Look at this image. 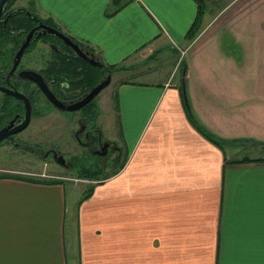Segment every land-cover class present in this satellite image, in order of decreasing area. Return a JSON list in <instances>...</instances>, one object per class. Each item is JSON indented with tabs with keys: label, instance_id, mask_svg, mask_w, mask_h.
<instances>
[{
	"label": "crops",
	"instance_id": "1",
	"mask_svg": "<svg viewBox=\"0 0 264 264\" xmlns=\"http://www.w3.org/2000/svg\"><path fill=\"white\" fill-rule=\"evenodd\" d=\"M113 1L40 13L126 75L117 166L73 197L0 177V264H264V0Z\"/></svg>",
	"mask_w": 264,
	"mask_h": 264
},
{
	"label": "flooded vegetation",
	"instance_id": "2",
	"mask_svg": "<svg viewBox=\"0 0 264 264\" xmlns=\"http://www.w3.org/2000/svg\"><path fill=\"white\" fill-rule=\"evenodd\" d=\"M16 1L11 4L10 0H7L0 18V129L12 122H14L13 126L16 127L20 121L26 118L27 103L16 96L20 93L28 98L30 118L28 125L23 130L2 140L0 146L8 143L11 147L21 148L26 152L39 153L38 151L40 150H37L36 147L20 141L23 131L34 123L37 118H41L46 114L74 111H61L55 107L42 91L38 82L25 77V73L34 71L41 74L56 97L64 101L75 102L108 76H111L112 81L115 71L111 68L93 66L79 57L62 38L54 34H44L48 31L46 26H51L70 36L56 23L44 18L34 11L33 8L26 5H17ZM34 28L36 30L32 41L21 58L17 60L16 56L27 34ZM70 38L80 44L88 55H95L99 58L92 47L80 43L71 36ZM87 66L104 69L105 73L94 85L86 90L84 85L87 79ZM90 76H93V74ZM26 98L25 100L27 101ZM94 99L82 108L75 110L80 111L90 105L89 109H85L77 120L78 130L76 136L79 138L84 134L86 140L82 143L86 151L93 156L103 158L109 155L111 151L116 154L118 147L109 140L104 141L101 137L100 128L95 122L98 118L99 110L94 109L95 104L92 103ZM42 111L43 113H41ZM105 150L107 152L103 154ZM40 155L43 159L50 158L59 165L62 164L57 159L63 157L65 164L62 166L69 167L64 153L60 151L49 148L44 151V154Z\"/></svg>",
	"mask_w": 264,
	"mask_h": 264
},
{
	"label": "rangeland",
	"instance_id": "3",
	"mask_svg": "<svg viewBox=\"0 0 264 264\" xmlns=\"http://www.w3.org/2000/svg\"><path fill=\"white\" fill-rule=\"evenodd\" d=\"M226 1L218 2L214 8L216 10L221 8ZM40 2L41 0H17L16 4L33 8L41 15ZM222 19L217 21L215 27L222 24L224 21ZM122 77L124 78L126 75L120 74V71L117 72L116 68L111 83L92 102L95 104L94 109L99 110L95 122L100 128V134L104 141L110 138L111 132L109 127L110 111H107L105 106L112 94H115V97L118 94L116 83ZM89 106L80 111L46 114L37 118L25 129L20 136V141L36 147L37 150H40L39 153L26 152L21 148L11 147L8 143L2 144L0 146V173L21 175L31 179H61L65 181L68 194L71 197L77 191L87 193L98 180L110 176L117 166V162L115 163L117 154L111 151L109 155L103 158L93 156L83 147L82 142L86 140L85 135L83 134L79 138L76 136L77 120L85 109H89ZM49 148L64 153L69 167L59 165L50 158L43 159L40 154H44V151ZM86 173L90 176H87Z\"/></svg>",
	"mask_w": 264,
	"mask_h": 264
},
{
	"label": "water",
	"instance_id": "4",
	"mask_svg": "<svg viewBox=\"0 0 264 264\" xmlns=\"http://www.w3.org/2000/svg\"><path fill=\"white\" fill-rule=\"evenodd\" d=\"M6 4H7V0H1L0 1V18H1V15L3 13V10L6 6ZM46 28L48 29V31H46V33H44V34H54V35L62 38L75 51V53L79 57H81L82 59L86 60L87 62H89L93 66L106 67V64L100 58H97L95 55H92V56L88 55L83 50V48L80 46V44L75 42L72 38H70V36L65 34L60 29H58L56 27H51V26H46ZM35 30L36 29L34 28L27 34V36H26V38L22 44V47L20 48V50L18 51V54L16 56L17 60L21 58L22 54L24 53L26 48L29 46L30 42L32 41ZM24 76L31 78L32 80H35L36 82H38L40 88L45 93L47 98L55 105V107H57L61 111H75V110L82 108L83 106L88 104L90 101H92L111 82V76H108L107 78H105V79L101 80L99 83H97L90 91L86 92L84 95H82L75 102L74 101L68 102V101H64V100H61L58 97H56V95L50 89L48 83L45 81L44 77L41 74L36 73L34 71H29V72H26ZM16 96H18L19 98H22L27 103L26 118L23 119V121H20L18 126H16V127L13 126L14 122H12V123L8 124L7 126H4L2 129H0V142L6 138H9L12 134L23 130L29 123L30 106L28 105V103H29L28 98H26V96L22 93H20ZM25 98L27 99V101L25 100ZM107 144H106V146H107ZM106 152H107V150H105L103 154H106ZM57 161L60 162L62 165L65 164V160L63 157H59L57 159Z\"/></svg>",
	"mask_w": 264,
	"mask_h": 264
},
{
	"label": "trees",
	"instance_id": "5",
	"mask_svg": "<svg viewBox=\"0 0 264 264\" xmlns=\"http://www.w3.org/2000/svg\"><path fill=\"white\" fill-rule=\"evenodd\" d=\"M16 0H10L11 4H13ZM113 3L116 5V6H119L121 4V0H114ZM200 8H199V11H198V15L196 17V20L194 22V24L192 25L191 29L189 30L188 32V37L189 38H194L197 33L201 30V26H200V21H201V17L203 15V9H202V5H201V2L199 4ZM106 68H111L113 69L114 71L116 70L117 67L113 66V65H107L106 64ZM118 70V68H117ZM105 73V70L104 69H99V68H94V67H90V66H87V79H86V83L84 85V88L87 90L89 89L92 85H94L99 79L100 77L102 76V74ZM91 74H93V76H90ZM91 77V78H90ZM83 88V89H84ZM191 118L192 120L194 121L195 125L198 126V128L204 133L206 134L208 137L211 138L210 134L207 133V131L205 129H203L202 125L200 124V122L196 119L195 116H193L191 114ZM213 138V137H212ZM214 140V138H213ZM87 174V173H86ZM8 176L7 174H1L0 173V177H6ZM87 176H90L89 174H87ZM108 177V176H107ZM28 178V177H27ZM106 178V177H104ZM31 179V178H30ZM33 180H36V181H46L44 179H33ZM101 180V179H100ZM49 181V180H47ZM52 182H55L57 180H50ZM89 196V194L87 195Z\"/></svg>",
	"mask_w": 264,
	"mask_h": 264
}]
</instances>
